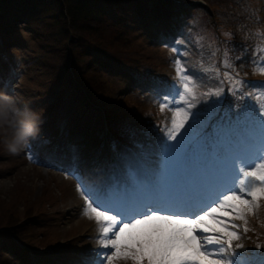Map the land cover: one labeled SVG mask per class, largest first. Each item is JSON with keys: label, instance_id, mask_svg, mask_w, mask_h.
I'll list each match as a JSON object with an SVG mask.
<instances>
[{"label": "trees", "instance_id": "1", "mask_svg": "<svg viewBox=\"0 0 264 264\" xmlns=\"http://www.w3.org/2000/svg\"><path fill=\"white\" fill-rule=\"evenodd\" d=\"M174 1L181 0H0V36H3L7 44L11 42L16 44L21 41L18 32L19 26H17L21 18L28 22L37 16H46L58 23L59 48H57L56 56L53 59L62 64L60 67L63 66L66 72V63H71L70 60L73 59L72 63L75 60L79 61V65L87 73L95 71L97 74L96 80L91 81L90 75L86 72H75L76 76L70 82V66L66 76L63 74L61 77L53 75L54 81L71 84V88L60 87L55 94L57 98L53 102L52 110L38 112L41 114L42 123L44 122V126L49 129L51 138L65 135L70 129H80L84 134L89 135L86 147L83 146V149L99 146L101 141L98 139H101L104 132L114 138H128L137 144L142 139L150 141L155 134L154 127L150 123L142 122L146 116L139 113L140 109L136 108L143 107L144 103L139 104L136 100L141 101L139 98L142 93L153 91L151 82L158 81L166 75L165 71L161 73L162 71L158 68L164 62L160 63L159 57L153 59L131 56L130 52L102 47L100 42L104 35L122 37L126 39V41L122 39L126 43V47L131 45V49L133 50L135 47V52H138L137 36L133 33L130 34L128 30L140 31L144 37H150L152 41L160 40V36L173 24V17L169 11L172 8L171 3ZM204 1L206 2L205 6L200 13H196L192 5H188L186 8L183 5L179 6L182 11L189 12L185 21L187 25L183 31L184 41L188 47L190 46V49L197 48L194 61L207 69L208 75L223 78V70L216 67L218 55L224 56L231 48L249 54L253 49L261 48L262 45L258 43L257 39L264 32V22L261 19L264 16V0ZM105 5L109 8H106ZM126 19L131 22H127ZM112 20L118 21L117 25L121 22L122 28L111 24ZM107 28L111 30L107 31ZM244 35L247 37L246 41L242 40ZM217 42L218 49L215 50ZM6 43L3 42L0 45L6 46ZM3 48L5 47H2L3 54L9 53L13 57L12 51L7 52V49ZM79 50H82L81 58L75 56V52L78 51L77 55ZM2 58V63L9 66L10 59ZM101 59L102 62H99ZM29 61V59L26 60L27 66H29ZM101 65L108 69V74H101ZM142 66L145 68H141ZM145 69H147V74ZM139 70L140 74L146 75L133 84L131 77L135 78ZM12 71L11 66L9 69L3 70L2 73L8 74ZM60 71L62 70L57 72L60 73ZM110 72L115 74L110 75ZM252 74L254 78L263 75L257 69H252ZM53 76L49 78L50 81L53 80ZM115 76L116 82H119L120 86L116 90H120V93L113 96L111 87L113 80L111 78ZM146 76H149L152 81L146 83ZM83 81L86 88L82 87ZM96 84H102V88ZM56 85L58 83H55ZM226 85L234 88L235 96L237 92L244 91L239 76H228ZM131 90H135V93L133 92V94ZM103 94H106L107 99H104ZM42 97V94L38 97L29 94V101L34 102L38 98L41 103L49 98V96ZM252 98L253 96L246 95V97L226 102L220 110L221 115L241 113L243 109L249 107V100ZM27 101L26 95L25 102ZM257 107L260 108L258 104ZM59 108L61 110H57ZM190 138L191 133L190 136L184 138L177 152L178 157L183 155V150L192 147L194 142ZM53 150H57V148L53 147ZM16 219L7 223L3 226V230H0L1 233L12 236L9 237L12 247L10 251L4 242H0V264H9L13 254L19 260H26L28 252L24 245L35 246L14 236V230L17 229L21 221V218ZM260 222L259 224L264 227V219ZM48 241L51 246L55 243L54 239ZM69 247L71 244L67 246V248Z\"/></svg>", "mask_w": 264, "mask_h": 264}, {"label": "rangeland", "instance_id": "2", "mask_svg": "<svg viewBox=\"0 0 264 264\" xmlns=\"http://www.w3.org/2000/svg\"><path fill=\"white\" fill-rule=\"evenodd\" d=\"M191 1H193L192 6L194 7V11L200 13L205 6V1L184 0V2ZM194 1L199 3H195ZM105 7L109 8L107 5H105ZM184 8H186V6ZM20 20L17 26H19L18 32L21 41L16 44L13 42L8 43L7 46H9L11 51L16 55L22 56L23 61L26 59L30 61L29 68L24 65L22 66L20 69L21 72L13 80V82L15 81L13 84L15 86L18 85L20 89L23 90L21 93L23 96L25 95L24 90L31 92V96L34 95L38 97L40 94H42V98L49 96V98H46L47 100H43L41 103L38 102V98L35 99L34 104L31 103L33 105V110L37 112L52 110L54 105L53 102L56 101L57 98V96L55 97L57 90H59L60 87L71 88V84H68V87L65 83L63 84L58 80L54 81V76L61 77V74L66 76V72L71 66V79L69 81L72 82V79L76 76L75 72L86 71L79 65V61L75 60V62L72 63L74 61L72 59V61L70 60L71 63H66L65 72L63 66L60 67L62 64L53 59L56 56L57 48H59L58 39L60 36L58 34L57 21L41 15L28 22H25L23 18ZM126 21L129 23L131 22L128 19H126ZM117 22L118 21L112 20L110 23L115 24L116 27L122 28V23L120 22L117 25ZM110 30L111 29L107 28V31ZM128 31L130 34L133 33L137 36L136 44L139 48L138 52H135V47L132 50L131 45H127L126 47V43L123 42V40L126 41L125 38H116L112 35H104L100 45L112 50L130 52L129 54L131 56L136 55L138 57L143 56L153 59L159 57L158 60L160 63L165 61L164 49L162 48L161 42L158 40L152 41L150 37H144L140 31ZM143 34L145 35V33ZM163 47L166 46L164 45ZM178 47V42H174L172 45L169 44L168 48L175 51ZM81 51L79 50V54L77 55L76 53L78 51H76L75 56L81 58ZM99 62H102V59ZM101 66V74H108V69L104 67V65ZM159 67L164 68L165 64H160ZM58 70L62 71L58 73ZM110 73V75L115 74L113 72ZM86 74L90 75L91 81L97 78L95 71L86 72ZM52 76L53 80L50 81L49 78ZM111 79L113 80L111 82V87L114 96L120 93V90H116L120 86L118 84L119 82H116V76ZM131 79L133 82L137 81L135 78ZM55 83H58V85L55 86ZM194 84L195 83H191L189 85ZM91 85H93L92 82ZM96 85L102 88V84ZM82 87L86 88L84 81ZM131 92L133 93V90ZM103 97L107 99L106 94H103ZM15 98L18 99L19 96L17 95ZM177 100H179V98H176L174 102L176 103ZM163 102V104H167L165 108L167 112L165 115H171L173 106H175L170 104V102H173V96H167ZM57 110H61V108ZM256 127L264 132V118L257 122ZM74 137H77V139L71 138L70 136L67 143L68 145H72V147L81 144L83 140L81 132H74ZM167 140L166 137H161V144L158 145L156 149L160 146H164V141L168 143ZM44 145L46 144H42V148ZM29 146L30 144L20 154L12 155L4 149L3 143L0 142V230H3V226L7 225V223H11L13 219L21 218L17 229L14 230V236L40 248L39 252L28 253L26 260H19L12 252L13 257L10 259L9 264H73L70 263V259L67 257L70 251L67 246L71 243H77L79 246L84 244L83 246L86 245L85 247L89 248L86 252L87 256L84 257V264H87L91 257L101 260V253L103 251L99 249L100 240L98 236L102 228L106 225L97 222L94 213H92L91 209L88 208L85 203L83 192L87 191L98 203H101L104 207H108L106 202L101 198L105 192V184L111 182L108 181L104 170L101 169L103 168L101 165H103V160L106 155L105 152L102 151L103 154L96 159L99 165L94 161L91 164H84V161H81L80 164H82L83 169L76 171L74 176L67 170L56 168L52 165H42L45 158L52 160L51 153L46 150L40 151L38 149L30 151ZM114 153L115 158H117L116 161L119 160L122 154L117 151H114ZM168 157V148L164 150L160 149L158 155L150 151L147 157H145L147 169L151 171L153 174L152 176L160 184H164L167 180H170L169 177L172 175V173L169 174L164 171ZM198 158L199 155L195 160H198ZM202 160L203 164L201 165L202 168H204L209 162V159L203 157ZM191 165L192 164H190V166ZM195 167L197 168V166ZM138 169L139 166H135V168L129 167L126 173L125 168H123L128 181H131L134 172ZM158 171H162L163 173L160 174ZM173 176L176 178L177 174L175 173ZM115 187L116 186H114V188ZM248 199L251 198L248 197ZM116 201H118V199ZM256 205L258 208V202H253L251 212L245 209L244 217H246L247 214L254 213ZM261 214H264L263 207L261 208ZM23 215L25 216L22 217ZM74 233H77L76 236L71 237V234ZM248 233L252 237L251 232L249 231ZM239 234L241 238L238 241H233L234 245L236 243L244 245L245 236L241 230H239ZM4 236L6 237L2 238ZM9 237L11 238L12 236L0 232V242H4L10 251L12 247L9 243ZM71 238L75 239L71 240ZM49 239H54L55 241L52 246L48 241ZM238 252L239 255L236 256V260L249 258L245 251L240 249ZM108 254L110 255L111 252ZM113 260L108 261L105 259L103 264H110Z\"/></svg>", "mask_w": 264, "mask_h": 264}, {"label": "snow or ice", "instance_id": "3", "mask_svg": "<svg viewBox=\"0 0 264 264\" xmlns=\"http://www.w3.org/2000/svg\"><path fill=\"white\" fill-rule=\"evenodd\" d=\"M176 65L177 77L185 81L193 79L182 69L179 60ZM182 87L178 95L185 107L174 109L173 127L167 129L169 141L177 139L195 107L184 95L186 92L192 100L196 99L189 84ZM223 91L220 89L212 95H221ZM228 91L235 94L231 87ZM160 107L164 110L167 104ZM260 116L264 117V110ZM83 195L97 222L106 225L98 236L100 248L105 250L101 253V264L105 259L111 261L120 256H131L136 264L145 260L147 264H238L235 258L244 246L233 244L241 237L239 226L232 221L245 219L244 210L251 212L253 202L264 199V151L236 158L222 186L209 191L201 202L180 211L145 206L121 214L98 203L87 191Z\"/></svg>", "mask_w": 264, "mask_h": 264}, {"label": "clouds", "instance_id": "4", "mask_svg": "<svg viewBox=\"0 0 264 264\" xmlns=\"http://www.w3.org/2000/svg\"><path fill=\"white\" fill-rule=\"evenodd\" d=\"M41 114L29 106H20L17 99L0 91V142L4 149L18 155L39 134Z\"/></svg>", "mask_w": 264, "mask_h": 264}, {"label": "bare ground", "instance_id": "5", "mask_svg": "<svg viewBox=\"0 0 264 264\" xmlns=\"http://www.w3.org/2000/svg\"><path fill=\"white\" fill-rule=\"evenodd\" d=\"M188 204H190V203L188 202ZM76 234H77V233L71 234V235H72L71 237H75V236H76Z\"/></svg>", "mask_w": 264, "mask_h": 264}]
</instances>
